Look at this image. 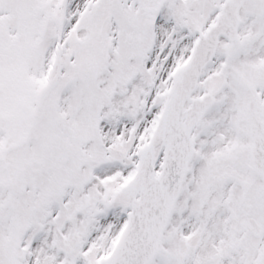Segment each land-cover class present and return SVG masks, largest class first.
Here are the masks:
<instances>
[{
	"label": "snow or ice",
	"instance_id": "obj_1",
	"mask_svg": "<svg viewBox=\"0 0 264 264\" xmlns=\"http://www.w3.org/2000/svg\"><path fill=\"white\" fill-rule=\"evenodd\" d=\"M0 264H264V0H0Z\"/></svg>",
	"mask_w": 264,
	"mask_h": 264
}]
</instances>
